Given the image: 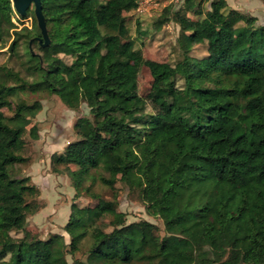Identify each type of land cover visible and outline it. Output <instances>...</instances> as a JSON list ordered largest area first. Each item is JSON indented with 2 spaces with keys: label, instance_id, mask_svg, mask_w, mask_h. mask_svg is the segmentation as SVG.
Instances as JSON below:
<instances>
[{
  "label": "trees",
  "instance_id": "obj_1",
  "mask_svg": "<svg viewBox=\"0 0 264 264\" xmlns=\"http://www.w3.org/2000/svg\"><path fill=\"white\" fill-rule=\"evenodd\" d=\"M140 1L41 0L45 45L37 23L20 29L14 22L33 10L21 16L0 0V54L6 49L16 64H0V264H70L69 255L72 264H264V106L250 107L264 96V26L227 12L226 0L194 19L182 11L201 15L203 0H184L173 18L181 59L149 61L124 16ZM199 46L203 57L193 56ZM143 68L153 78L146 95ZM43 93L71 110L90 109L54 167L69 169L77 190L99 180L112 194L95 207L72 205L69 244L62 235L43 240L19 230L40 195L29 177L15 175L41 110L24 96ZM119 182L163 222V235L117 212Z\"/></svg>",
  "mask_w": 264,
  "mask_h": 264
},
{
  "label": "rangeland",
  "instance_id": "obj_2",
  "mask_svg": "<svg viewBox=\"0 0 264 264\" xmlns=\"http://www.w3.org/2000/svg\"><path fill=\"white\" fill-rule=\"evenodd\" d=\"M216 1L218 0H203L202 14L195 15L183 9L184 0H141L136 11L124 14L135 48L142 51L146 60L176 64L181 59L178 46L180 26L173 19L174 13L181 9L184 10L182 11L184 15L191 18H204L212 11V4ZM226 2L227 12L238 11L254 19L255 27L264 26V0H226ZM31 9L34 13L33 5ZM167 9H169L168 13H166ZM14 22L21 29L23 24L32 28L37 20L34 13V16L28 17L23 23L18 21V16H14ZM100 28L105 34L104 23L100 24ZM140 31L145 34L140 35ZM5 50L0 54V64L16 66L13 61H9V54L5 53ZM32 51L38 53L36 49L32 48ZM205 55V47L199 46L193 51L195 57ZM64 61L67 64L71 63L68 58ZM16 68L20 69L19 64ZM139 81L140 93L146 95L153 82L148 68L142 69ZM177 86L183 87V80L178 79ZM24 98L30 104L39 103L41 110L31 119L27 127L24 137L25 147L22 152L26 162L16 168L15 175L20 178L29 177L32 184L39 189L40 195L31 201L35 208L34 213L29 215L25 226H19V230L24 228L43 240H47L51 235H62L66 244H69L70 238L64 228L73 214L72 205L95 207L99 197L112 199L111 192L99 180H87L84 183V189L77 190L69 169L54 167L53 164L55 156L63 154L71 143L78 140L76 123L80 118H90V109L83 104L79 110H71L58 96L47 93L26 94ZM263 106L264 96L262 95L250 101L252 109ZM33 128L37 131L36 137L31 134ZM75 169L72 167L71 170ZM117 191V212L125 213L128 223L146 220L157 225L161 235L164 234L163 222L149 216L146 205L137 196L131 194L124 183L117 184ZM21 235L22 233L15 234L18 237ZM77 258L83 259L80 255H77ZM67 259L70 264L73 263L70 255Z\"/></svg>",
  "mask_w": 264,
  "mask_h": 264
},
{
  "label": "water",
  "instance_id": "obj_3",
  "mask_svg": "<svg viewBox=\"0 0 264 264\" xmlns=\"http://www.w3.org/2000/svg\"><path fill=\"white\" fill-rule=\"evenodd\" d=\"M14 6L15 11L21 16H25L28 9L33 5L35 10V18L37 20L38 27L41 30V34L43 36V40L45 41V45L49 44V38L46 28V23L44 16L42 14V4L41 0H11Z\"/></svg>",
  "mask_w": 264,
  "mask_h": 264
}]
</instances>
